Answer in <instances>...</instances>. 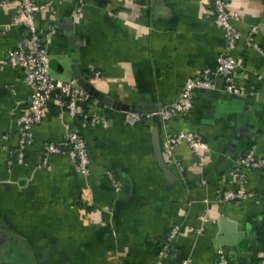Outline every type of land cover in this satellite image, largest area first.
<instances>
[{
	"label": "crops",
	"instance_id": "0c3cea01",
	"mask_svg": "<svg viewBox=\"0 0 264 264\" xmlns=\"http://www.w3.org/2000/svg\"><path fill=\"white\" fill-rule=\"evenodd\" d=\"M54 1L34 17L37 27L55 25L49 43L53 77H72L76 61L91 86L138 113L174 101L184 79L213 63L223 48L213 22L212 0ZM233 26L244 35L257 25L253 43L240 38L234 81L247 89L231 95L216 88L194 93L190 110L166 120L157 115L134 124L120 108L94 99L82 109L105 125H80L79 116L57 113L55 98L32 126L33 141L22 163H7L16 145L15 114L31 87L21 71L0 66V264H152L167 242L162 264H214L221 249L229 264L264 259V171L243 168L255 195L223 202L235 158L248 148L264 157V0H228ZM15 7H0V28ZM22 27L0 31V57L20 39ZM100 72L93 77L92 71ZM77 128L85 139L89 173L78 174L65 154L43 156L48 141ZM194 133L206 149L195 155L185 141L167 156L165 133ZM111 169L119 190L104 175Z\"/></svg>",
	"mask_w": 264,
	"mask_h": 264
},
{
	"label": "built area",
	"instance_id": "2783aa9c",
	"mask_svg": "<svg viewBox=\"0 0 264 264\" xmlns=\"http://www.w3.org/2000/svg\"><path fill=\"white\" fill-rule=\"evenodd\" d=\"M12 4L15 12L3 32L7 28L22 27L20 39L12 47L5 50L0 57V66L8 65L18 68L21 71V79L30 85L31 90L25 106L15 114V125L17 132L16 145L7 149V163H22L24 150L33 141L32 126L39 123L47 111L48 104L55 98L58 106L57 113L66 112L70 116H79V123L82 126L100 123L105 125L104 117L96 112L82 109L94 102L92 98L76 79L69 78L61 80L50 74V52L49 43L51 37L56 33L55 25L46 24L44 27H37L34 17L44 8H51L54 1L38 0H0V7ZM83 2L78 0V10ZM213 22L221 28L223 48L219 51L213 63L205 66L196 74L187 76L182 82L178 95L171 103L160 107L156 111L138 113L130 110H122L124 121L134 124L144 117L157 115L163 120L178 117L187 113L192 107L194 93L198 90L208 91L216 88V79L221 81L220 90L231 95H244L247 92L243 86L234 81L235 71L240 66L232 51L237 41L241 38L246 46L253 43V36L258 32L257 25H250L244 35L233 26L231 20L235 15L228 9V0H212ZM258 51L264 53V44L257 47ZM93 77H99L100 72L92 71ZM63 137L59 141H48L43 146V156L48 154H65L74 170L87 176L89 173V155L85 139L77 128H68L65 125ZM185 141L191 151L198 155L200 150L206 149L205 143L194 133L186 130H178L174 133H165L160 141V147L164 155H169L174 144ZM253 169L264 171V157L257 155L253 149L248 148L238 155L230 171L228 186L222 188L218 199L223 202L240 201L252 198L255 193L245 186V177L241 169ZM104 175L111 187L119 190L117 182L111 169H106ZM177 226L170 228L166 235L168 242L176 233ZM164 241L157 249V259L152 264H162L167 254V244ZM179 264H193L191 260L183 258ZM214 264H229L221 249L217 250V259ZM258 264H264V259Z\"/></svg>",
	"mask_w": 264,
	"mask_h": 264
},
{
	"label": "water",
	"instance_id": "95a60500",
	"mask_svg": "<svg viewBox=\"0 0 264 264\" xmlns=\"http://www.w3.org/2000/svg\"><path fill=\"white\" fill-rule=\"evenodd\" d=\"M72 78L76 79L77 83L85 90L92 98L101 102L104 105L110 106L112 108H120L121 110H128L126 106L120 107V103L115 99L103 94L102 92L94 89L89 83L86 76L82 75L79 66L76 61L72 63Z\"/></svg>",
	"mask_w": 264,
	"mask_h": 264
},
{
	"label": "rangeland",
	"instance_id": "374dc122",
	"mask_svg": "<svg viewBox=\"0 0 264 264\" xmlns=\"http://www.w3.org/2000/svg\"><path fill=\"white\" fill-rule=\"evenodd\" d=\"M49 71H50V74L53 75L54 72H53L52 68H50ZM61 80H67V78L61 79Z\"/></svg>",
	"mask_w": 264,
	"mask_h": 264
}]
</instances>
